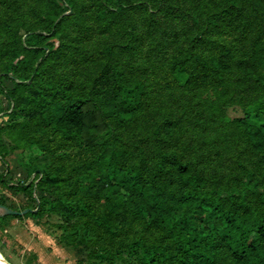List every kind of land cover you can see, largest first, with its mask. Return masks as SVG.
Here are the masks:
<instances>
[{
	"label": "rangeland",
	"instance_id": "rangeland-1",
	"mask_svg": "<svg viewBox=\"0 0 264 264\" xmlns=\"http://www.w3.org/2000/svg\"><path fill=\"white\" fill-rule=\"evenodd\" d=\"M118 1L129 7L136 0ZM147 1V13H133L139 28V49L133 59L123 58L126 62H122L144 86V106L136 122L121 129L123 140L132 144L130 159L139 161L143 169L150 168L156 138L139 142L138 137L153 132L165 117L175 119L179 126L169 140L175 151L209 176L215 189L222 190V197L230 192V201L238 210L248 204L264 217V154L255 153L245 134L232 124L233 119L256 112L264 118V109L257 111L264 106V88L250 69L241 68L247 55L239 58L236 54V49L247 52L251 48L255 37L264 31V20L258 23L257 16L247 13L248 18L243 19L237 13L222 30L203 33V11L197 10L212 8L215 1L173 0L188 13L186 16L196 18L200 12L198 22L190 23L199 31L192 48L199 71L195 79L178 82L173 81L166 63L189 47L187 35L183 29L151 31L150 12L170 1ZM40 11L34 0H0V23L18 27L14 40L23 42L40 30ZM72 12L68 9L65 14ZM118 33L98 30L95 23L80 16L48 40L52 48H47L45 55L51 58L46 63L38 60L36 78L26 81L28 89L16 102L0 94V128L9 127L0 133V201L17 211L36 210L35 214L0 219V255L8 264H144L131 245L141 240L147 244L167 241L160 229H146L123 216L115 218L108 228L99 227L89 222L81 209L84 206L100 215L106 212L88 181L93 178L89 169H96V143L105 139L115 141L116 146L119 143L113 126L100 120L94 138L68 139L44 127L36 113L39 98L57 90L61 83H85L91 69L81 56L105 60V53L115 50L119 42ZM161 33L165 39L158 41ZM7 38L0 31V49ZM210 56L227 70L222 71V66L207 68ZM6 63L7 58L0 54V71ZM261 71L264 73V57ZM10 78L0 77L3 89L13 87ZM114 84L111 78L104 80L97 88L99 97H109ZM18 186L25 188L18 191ZM216 253L220 264L229 261L223 248Z\"/></svg>",
	"mask_w": 264,
	"mask_h": 264
},
{
	"label": "trees",
	"instance_id": "trees-1",
	"mask_svg": "<svg viewBox=\"0 0 264 264\" xmlns=\"http://www.w3.org/2000/svg\"><path fill=\"white\" fill-rule=\"evenodd\" d=\"M169 1V5L156 7L150 12L148 27L151 31L183 29L189 47L179 50L180 55L166 66L173 81L188 82L195 79L199 71L195 65L196 53L192 52L196 42L194 37L199 36V31L190 23L198 22L200 12L196 18L194 15L186 16L188 13L183 12L177 2ZM212 1H215L212 8L197 10L203 11V33L222 30L224 23L237 17V13L243 19H247L248 14L257 16L258 23L264 20L263 0ZM34 2L41 6L40 30L32 32L23 42L14 40L18 27L12 23H0V31L8 37L0 49L1 56L7 58L0 77L11 76L13 81L10 90L0 85V94L5 93L12 102H16L28 89L26 81L36 78L38 60L46 63L51 58L50 54L45 55L46 49L52 48L48 40L63 32L69 22L84 16L95 23L98 30L119 31L116 35L119 42L114 45L115 50L110 48L109 54L105 53V60H85L81 56L83 63H87L84 65L91 69L85 83H61L57 90L44 94L35 103L42 125L68 139L94 138L100 120L107 121L108 126L116 130L113 135L119 142L117 146L110 139L96 143L93 159L96 169H89L93 178L88 182L91 192L101 201L106 212L100 215L82 206L88 221L108 228L115 218L123 216L146 229L163 231L167 239L164 244H147L141 240L131 245V250L138 253L144 264H220L216 253L219 247L229 256V261L224 264H264V217L248 204L238 210L230 201V192L222 197V190L215 189V182L209 176L175 151L169 140L179 126L177 120L165 117L153 132L146 131L145 136L141 133L138 137L139 142L156 138L150 168L143 169L139 161L130 159L128 150L132 144L123 140L121 129L136 122L144 106V86L133 75L132 68L122 62L133 59L139 49V28L133 13H147L148 1L136 0L129 7L118 0L112 3L111 0H88L89 4L86 0ZM84 5L88 8L83 9ZM68 9H72V14H65ZM261 32L247 52L236 49V54L239 58L247 55V63L239 66L250 69L252 75H256L257 83L264 88V73L261 71L264 31ZM158 38L161 41L165 36L161 33ZM206 66L213 70L222 66V71L227 70L214 56L208 58ZM109 78L114 81V88L109 97L101 98L97 88ZM260 109L264 106L257 111ZM232 124L245 134L255 153L264 154V118L260 112L235 118ZM7 128H0V133ZM24 188L18 186L17 190ZM0 204L5 205L2 201Z\"/></svg>",
	"mask_w": 264,
	"mask_h": 264
},
{
	"label": "water",
	"instance_id": "water-1",
	"mask_svg": "<svg viewBox=\"0 0 264 264\" xmlns=\"http://www.w3.org/2000/svg\"><path fill=\"white\" fill-rule=\"evenodd\" d=\"M36 202L38 203V200L36 199ZM36 210H30V209H24L22 211L13 210L5 205L0 204V216H18L23 215L28 212H35Z\"/></svg>",
	"mask_w": 264,
	"mask_h": 264
},
{
	"label": "bare ground",
	"instance_id": "bare-ground-1",
	"mask_svg": "<svg viewBox=\"0 0 264 264\" xmlns=\"http://www.w3.org/2000/svg\"><path fill=\"white\" fill-rule=\"evenodd\" d=\"M0 264H7L1 255H0Z\"/></svg>",
	"mask_w": 264,
	"mask_h": 264
}]
</instances>
